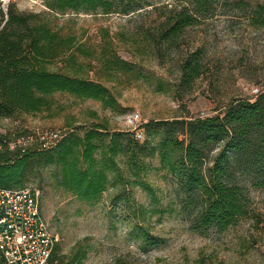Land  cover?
Here are the masks:
<instances>
[{"label": "rangeland", "instance_id": "374dc122", "mask_svg": "<svg viewBox=\"0 0 264 264\" xmlns=\"http://www.w3.org/2000/svg\"><path fill=\"white\" fill-rule=\"evenodd\" d=\"M52 1L12 0L11 5L91 53L90 58L75 56L82 64L79 75L110 89L115 104L108 108L54 93L46 110L0 118L5 134L51 129L66 136L82 135L93 126L106 129L93 140L96 158L106 166V185L99 195H74L62 185L61 166L45 159L25 170L24 187L38 192L41 213L59 236L50 264H264V189L254 185V173L240 164L228 170L230 180L244 186L249 199L245 217L224 231H194L190 221L195 208L186 202L188 193L161 165L159 138L144 131L150 122L222 116L232 101L264 97V27L254 23L255 8L264 0H213L199 23L185 29L173 46L162 47L159 57L146 36L158 34L157 26L171 7L192 9L191 0H103L110 3L109 13L84 5L78 11H53L48 8ZM102 44L127 67L114 70L110 63L108 70L100 71ZM193 52L202 75L190 91L178 89L179 62ZM60 66L53 62L47 69L65 72ZM256 88L261 94H253ZM134 112L142 119L138 144L147 143L138 149L130 170L125 155L112 156L108 150L113 144L121 150L124 139H132L125 117ZM218 151L213 148L206 166Z\"/></svg>", "mask_w": 264, "mask_h": 264}, {"label": "trees", "instance_id": "16d2710c", "mask_svg": "<svg viewBox=\"0 0 264 264\" xmlns=\"http://www.w3.org/2000/svg\"><path fill=\"white\" fill-rule=\"evenodd\" d=\"M213 2L191 0L192 9L171 7L157 26L158 34L146 36L155 55L161 56L162 47L173 46L185 29L199 23L203 12L210 9ZM81 5L87 10L99 7L105 13L110 11V3L103 0H53L48 8L78 11ZM255 15L254 23L264 27V4L255 8ZM33 18L17 12L11 3L6 12L0 7V118L46 110L51 105L49 97L54 93H66L113 107L115 98L110 89L97 80L79 75L82 64L76 62L75 56L90 58L92 54L81 45H75L72 37H60ZM105 35L103 42L108 36ZM102 46L98 54L100 71L108 70L110 63L114 70L127 67L112 48ZM53 62H59L61 68H66L65 72L49 71L47 66ZM179 73L177 88L185 87L190 91L193 82L202 75L195 52L179 62ZM100 129L106 131L93 126L82 135L75 132L64 135L52 152L47 150L48 153L35 150L23 155L0 152V188H24L26 168L34 161L45 159V162L61 166L62 185L68 191L81 199L99 195L106 185V166L97 160L98 146L93 143ZM144 131L148 137L159 138L156 149L161 165L188 193L186 202L195 208L190 221L194 231H224L248 214L249 199L244 186L230 180L228 170L231 166L240 164L249 169L254 173V185L264 189V97L253 102L232 101L222 116L150 122L144 126ZM129 135L131 140L126 139L125 134H116L115 137L125 138V145L117 151L113 144L108 151L112 156L125 155L129 169L133 170L136 166L133 161L147 141L140 146L133 134ZM214 147H219V151L206 166Z\"/></svg>", "mask_w": 264, "mask_h": 264}, {"label": "built area", "instance_id": "2783aa9c", "mask_svg": "<svg viewBox=\"0 0 264 264\" xmlns=\"http://www.w3.org/2000/svg\"><path fill=\"white\" fill-rule=\"evenodd\" d=\"M12 0H0L4 9ZM254 95L261 94L256 88ZM130 133L140 141L143 139L142 119L134 112L125 117ZM65 134L58 130L36 129L26 133L0 131V152L28 150L47 151L53 149ZM59 243L41 209L38 192L22 189L0 188V264H48Z\"/></svg>", "mask_w": 264, "mask_h": 264}]
</instances>
